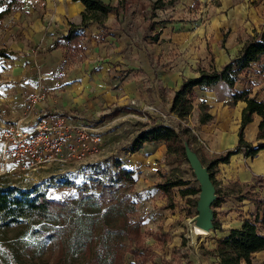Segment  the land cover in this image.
Listing matches in <instances>:
<instances>
[{"label": "crops", "instance_id": "1", "mask_svg": "<svg viewBox=\"0 0 264 264\" xmlns=\"http://www.w3.org/2000/svg\"><path fill=\"white\" fill-rule=\"evenodd\" d=\"M101 1L111 6L123 0ZM259 4L258 16L255 15L254 8L240 3H234L230 9L222 4L212 8L208 5L200 6L193 10L192 15L195 17L191 18V22L184 24L173 21L171 24H161L154 36L157 42L153 46L141 37L135 39L141 33L134 28L127 30V36L120 31V24L124 21L123 26L128 24V27L137 28L136 23L129 19L128 12L123 9H119L117 16L114 13L108 14L102 22L103 27L97 22L88 21L81 29V40L72 44L63 37L72 26L81 27V13L84 11L82 4L72 0H19L14 9L18 11L14 14L18 16V20H15L16 24L10 30L14 35L6 48L10 55L0 57V77L3 78L0 81V102H4L3 108H0L4 114L0 119L1 161V128L8 122L22 118L25 98L32 92L41 96L34 108L37 115L71 116L81 124L96 125L99 119L114 120L125 113L124 109L129 108V104H133L131 107L137 113L156 121L162 115L159 113V104L163 100L161 89L168 95V104L165 106L170 113L171 97L174 90L182 84V79L196 78L199 71L204 69L219 70L239 52L241 42H236L234 38L239 41L243 39L236 36L235 31L241 28L248 36L252 29L263 24L264 0ZM187 6L192 7L191 3ZM146 9L143 7L142 10ZM246 15L251 20L248 23ZM199 18L203 22L198 21ZM149 19L147 21L153 28L151 22H158H154L153 18ZM144 25L146 24L142 22V26ZM105 28L107 32L103 35ZM221 32H227V37L223 38ZM138 40L141 41L139 44ZM150 50L156 56L164 57L166 63L171 58L173 62L166 65V70L163 68L156 71L151 64L153 58L149 56ZM166 52L172 56L166 57ZM260 69L259 65L252 64L242 72L232 90L221 81L210 89H194L196 98L187 125L197 137L195 148L198 154L203 155L205 163L238 144L241 110L246 104L241 100L230 104L231 94L249 89V98L264 104V73H260ZM157 87L159 91H156ZM202 102L209 106L208 112L213 118L206 125L198 124V105ZM147 107L154 110H148ZM170 115L179 122L172 113ZM259 122L260 117L253 114L251 122L242 132L243 141L253 147L258 143L256 136ZM156 144L161 146L155 155L152 154L153 159L161 160L166 151L163 143L143 145ZM230 158L228 163L218 164L211 169H214L213 183H218L212 207L218 217L215 223L219 224L217 229L212 230L215 239L213 249L216 241L224 238L229 229H237L243 220L251 219L249 216L256 209L253 207L251 210L254 204L264 205V187L254 183L257 176H264V150H260L254 158H246L243 152ZM174 190L177 191L174 194L180 199V203L183 200L184 208H189L195 195L182 196L179 188ZM161 194L166 200L164 208L176 205L173 190L168 196ZM242 194L249 196V204L245 205L242 201L239 203ZM260 214L259 210L258 219ZM138 222L145 246L141 232L143 221L140 219ZM209 252L201 253L198 258L190 256V264H201L209 259V264H215V259L207 255Z\"/></svg>", "mask_w": 264, "mask_h": 264}, {"label": "trees", "instance_id": "2", "mask_svg": "<svg viewBox=\"0 0 264 264\" xmlns=\"http://www.w3.org/2000/svg\"><path fill=\"white\" fill-rule=\"evenodd\" d=\"M72 1L79 2L84 9L81 13V27L72 26L63 37L72 44H77L81 40V29L87 25L88 21L97 22L103 27L104 18L111 13L117 16L119 8L123 7L122 2L110 6L101 0ZM18 4L19 0H0V22ZM238 51V54L222 65L219 70L204 69L199 71L196 78L182 79L180 87L173 92L169 107V112L179 122L175 124V127L168 126L161 118L152 121L148 116L149 123L145 124V130L134 140V149L145 143L161 142L166 148L164 157H176L180 154L185 159L186 146L197 154L195 148L197 137L187 125L196 98L194 89H210L221 81L232 90L242 72L249 69L252 64L259 65L260 73H264V22L259 28L252 29L251 33L241 41ZM9 55L7 52L0 51V57L6 58ZM249 93V89H243L233 92L230 96V104H235L239 100L246 104L241 110L237 146L215 155L207 163L200 159L210 173L212 182L213 167L228 163L230 157L239 152H243L245 157L254 158L260 150H264V104L253 98L250 99ZM208 109L209 106L206 103L202 102L198 105L199 125H206L213 119ZM253 114L260 117L256 147L242 139V132L251 122ZM115 167L117 170L115 177L111 178L113 179L111 184L104 185L101 180H95L78 186L80 188L78 195L74 197L64 195L55 200H50L45 193L36 189L21 191L16 187L0 184V232L16 230L17 238L26 240L23 243L17 242L21 254L31 258L36 250L41 252L45 243L50 241L49 244H53L51 247L55 249L57 246L58 249V258L53 264H69L68 259L77 256H83L85 264H118L123 256L120 252V234L126 236L129 243L128 252L132 256L137 258L143 256L145 246L140 233V222L128 219L129 206L124 204L123 198L119 197V189L123 184H128L129 187L134 185L133 173L121 167L120 164ZM254 183L263 186V177L257 176ZM188 185V181L177 178L174 181H161L155 187L166 196L170 195L175 188L180 189L182 196H193L199 193L200 189L191 188ZM240 199H244V195ZM261 215L264 218V212H261ZM251 216L258 219L257 213ZM255 219L254 221L243 220L239 228L229 229L224 238L216 241L215 250L207 254L215 259V264H264V259L255 260L256 253L264 252V235L257 230ZM215 222L214 219L213 229H217L218 224ZM38 238L40 243H34L33 240H39ZM99 243H101V253L97 250ZM13 248L16 253V247L13 246ZM133 264L142 263L136 261Z\"/></svg>", "mask_w": 264, "mask_h": 264}, {"label": "rangeland", "instance_id": "3", "mask_svg": "<svg viewBox=\"0 0 264 264\" xmlns=\"http://www.w3.org/2000/svg\"><path fill=\"white\" fill-rule=\"evenodd\" d=\"M121 2L123 3V10L128 12L129 19H132L133 23H136L137 28L128 27V24L123 26L124 21L120 24V31L127 36V30L131 31V28H134V30L136 29V31H140L141 33L135 39L141 37V39H146L147 42H150L154 46L157 42L154 40V36L158 33L161 24H171L173 21L184 24L191 22L193 20L191 18L195 17V15H192L193 10L200 6L208 5L212 8L222 4L228 6V9H230L234 3H240L249 5V8H254L255 15L258 16L260 10L259 2L261 0H161L160 2H157V0H127L126 2ZM189 3H191L192 7L187 6ZM143 7L147 9L142 10ZM122 8L120 7L119 9ZM14 9L15 7L10 10V13L4 17V22L0 24V50L5 52L7 45L12 40V35H14L10 30L14 28L13 24H16L15 20H18V16L14 15L18 11ZM134 12H136V15ZM149 18H153L154 22H158L157 24L151 22L153 28L150 26V22L147 21L150 20ZM197 20L203 22L200 18ZM245 20L247 23L251 21L248 15H246ZM142 22L146 25L142 26ZM154 26L156 27L154 28ZM143 27H145V30ZM105 32H107V28L103 29L102 34L104 35ZM227 35V32L225 34L221 32L223 38H226ZM235 35L242 39L246 37L241 28L235 31ZM131 39L133 40L132 37ZM234 40L239 43L241 42L237 38H234ZM137 42L139 44L141 41L138 40ZM149 48L153 49V47ZM150 55L153 58L151 64L156 71L165 68L166 65L173 62V58H171V61L166 63L164 57L161 55L156 56L155 53H152V50L149 52ZM164 55L166 57L172 56L168 52ZM2 80L3 78L0 77V81ZM156 91H159V87H157ZM160 92L163 95L161 97L163 100L159 104L160 107L158 106L161 110L159 113L162 114L160 118L164 121V124L175 127L178 121L173 119L165 106L168 104V95L163 89ZM3 103L0 102L1 109L3 108ZM129 106V108L126 107L124 109L125 113H121L114 120L99 119L98 124H90L97 130L95 133L104 136L99 154L80 162L71 160L64 162L56 161L54 164L39 168V170L31 174H23L14 164H9L5 167L0 158V184L16 187L21 191L36 189L39 192L45 193L46 197L50 200L62 198L64 195L74 197L79 194V187L82 184L91 183L95 180H101L104 185L111 184L113 182L111 178L115 177L114 174L117 170L114 166L120 164L121 167L132 171L134 185L129 187L130 185L123 184L119 189V197L123 198L124 204L129 206L128 219L134 222H138L140 219L143 221L141 223V232L145 239L146 248L143 256L141 255L138 258L134 255L132 256L128 252L129 243L126 236L120 234V252L123 258L121 257L118 264H133L136 261L142 264L143 262H145L144 264H190L192 263L191 258H189L190 256L198 258L201 253L206 254L214 250L213 241L215 239L212 229L208 230L206 235H197L193 232L196 226L193 217L197 213L196 202L199 193L192 197L189 203L190 207L184 208L185 204L183 200L180 203V199L174 194L177 191L173 190L174 196L171 195V198L172 196L175 197L174 203L176 205L164 208L166 200L156 190L155 184L161 183L164 180L174 181L177 178H181L184 181H188V187L199 189V181L187 159H184L180 154H177L176 157L162 156L161 160H156L153 159V155L159 151L161 145H145V147L142 145L134 149V140L145 130V124L149 123V119H145V116L137 113L131 107L133 104H129ZM2 115H4L3 111L0 110V119H2ZM193 119L192 117L191 120ZM196 155L204 163L206 162L203 155L198 153ZM211 172L214 173V169ZM213 186L217 189L218 183L214 182ZM83 194L85 195V193ZM242 195H244V199L238 202L241 203L242 201V203H246L245 205L249 204V196L246 194ZM167 202L169 201L167 200ZM253 207L257 208L255 209L256 211H253V215L255 213L258 214L259 210L264 212V210L262 211V205L258 203L254 204L251 210ZM247 216L249 215L247 214ZM259 216L262 215L260 214ZM249 218L252 221L255 219L252 216H249ZM213 219H218L215 212H213ZM255 220H257L258 231L262 233L264 231V218L260 217ZM16 234V230L0 232V264H53L57 261V246L53 249L51 247L53 244H49L50 241L45 243L42 247L44 249L41 252L36 250L32 258L27 255L24 256L21 254L19 243L17 242L23 243L26 240L18 239ZM33 242L40 243V239H34ZM13 246L16 247V253ZM98 247L97 250L100 252L101 243H99ZM263 256L264 254H257L255 255V260L260 261ZM210 261L211 259L201 264H209ZM68 262L69 264H85L86 261L83 260V256H77L69 258Z\"/></svg>", "mask_w": 264, "mask_h": 264}, {"label": "built area", "instance_id": "4", "mask_svg": "<svg viewBox=\"0 0 264 264\" xmlns=\"http://www.w3.org/2000/svg\"><path fill=\"white\" fill-rule=\"evenodd\" d=\"M40 97L36 92L29 93L22 118L2 126V162L5 167L14 164L23 174H31L56 161L80 162L100 153L104 139L91 125L61 114L37 115L34 108ZM148 110L154 109L148 107Z\"/></svg>", "mask_w": 264, "mask_h": 264}, {"label": "water", "instance_id": "5", "mask_svg": "<svg viewBox=\"0 0 264 264\" xmlns=\"http://www.w3.org/2000/svg\"><path fill=\"white\" fill-rule=\"evenodd\" d=\"M185 159H187L189 165L192 167L200 184L199 196L196 202L197 213L193 217V221L198 228L208 232V230L213 229L214 219L212 206L216 200L215 188L207 168L202 165L196 153L187 146L185 147Z\"/></svg>", "mask_w": 264, "mask_h": 264}, {"label": "bare ground", "instance_id": "6", "mask_svg": "<svg viewBox=\"0 0 264 264\" xmlns=\"http://www.w3.org/2000/svg\"><path fill=\"white\" fill-rule=\"evenodd\" d=\"M194 220V218H193ZM195 234L197 235H206L207 232L203 231L202 229L198 228L197 226L194 227V231Z\"/></svg>", "mask_w": 264, "mask_h": 264}]
</instances>
